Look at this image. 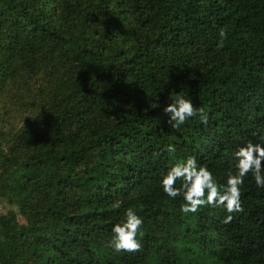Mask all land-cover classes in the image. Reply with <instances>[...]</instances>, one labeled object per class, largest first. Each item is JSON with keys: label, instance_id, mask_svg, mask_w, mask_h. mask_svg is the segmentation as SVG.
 Returning a JSON list of instances; mask_svg holds the SVG:
<instances>
[{"label": "trees", "instance_id": "obj_1", "mask_svg": "<svg viewBox=\"0 0 264 264\" xmlns=\"http://www.w3.org/2000/svg\"><path fill=\"white\" fill-rule=\"evenodd\" d=\"M177 93L207 124L170 126ZM249 142L264 146V0H0V204L16 214L0 212V264H264L251 173L229 223L161 185L190 156L226 184ZM128 208L136 253L109 243Z\"/></svg>", "mask_w": 264, "mask_h": 264}, {"label": "clouds", "instance_id": "obj_2", "mask_svg": "<svg viewBox=\"0 0 264 264\" xmlns=\"http://www.w3.org/2000/svg\"><path fill=\"white\" fill-rule=\"evenodd\" d=\"M228 33L221 28L219 31L218 48H223ZM180 93V92H179ZM171 94L170 102L164 112L170 114L169 124L173 129L180 128L190 118L199 117L204 124L208 122V114L203 107H197L192 99L182 94ZM169 153L175 152V147L167 146ZM155 155H159L156 153ZM236 171H229L226 184L217 182L213 172L206 165H198L194 156L179 160L173 164L163 176L161 185L163 191L171 198L182 196L185 203L181 206L184 214L196 213L205 206L223 207L227 215L224 223L232 221V213L243 212L241 201V186L245 177L251 173L258 187L264 188V146L252 142L240 147L235 153ZM179 182V186H177ZM119 207V204L114 205ZM143 218L132 208H128L125 219L113 226V237L110 246L116 252L136 253L142 250V244L137 238L143 236L141 228Z\"/></svg>", "mask_w": 264, "mask_h": 264}, {"label": "rangeland", "instance_id": "obj_3", "mask_svg": "<svg viewBox=\"0 0 264 264\" xmlns=\"http://www.w3.org/2000/svg\"><path fill=\"white\" fill-rule=\"evenodd\" d=\"M12 208L4 203L0 204V212L4 213L8 217H14L16 214L14 213Z\"/></svg>", "mask_w": 264, "mask_h": 264}]
</instances>
